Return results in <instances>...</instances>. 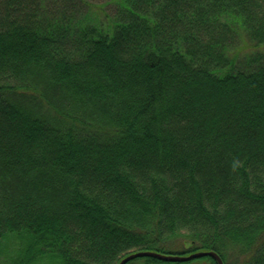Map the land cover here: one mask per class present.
I'll use <instances>...</instances> for the list:
<instances>
[{
    "label": "trees",
    "instance_id": "trees-1",
    "mask_svg": "<svg viewBox=\"0 0 264 264\" xmlns=\"http://www.w3.org/2000/svg\"><path fill=\"white\" fill-rule=\"evenodd\" d=\"M138 251L264 264V0H0V264Z\"/></svg>",
    "mask_w": 264,
    "mask_h": 264
},
{
    "label": "water",
    "instance_id": "water-1",
    "mask_svg": "<svg viewBox=\"0 0 264 264\" xmlns=\"http://www.w3.org/2000/svg\"><path fill=\"white\" fill-rule=\"evenodd\" d=\"M203 256H210L216 261L217 264H223L220 257L213 251H198L188 255H172V254H161L154 251H138L126 255L118 262V264H126L127 262L139 257H154L157 258L158 260L165 262H186Z\"/></svg>",
    "mask_w": 264,
    "mask_h": 264
}]
</instances>
